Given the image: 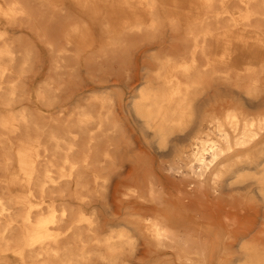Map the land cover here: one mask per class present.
Listing matches in <instances>:
<instances>
[{
  "label": "bare ground",
  "instance_id": "6f19581e",
  "mask_svg": "<svg viewBox=\"0 0 264 264\" xmlns=\"http://www.w3.org/2000/svg\"><path fill=\"white\" fill-rule=\"evenodd\" d=\"M212 1H48L44 10L56 35L54 42L48 43L51 65L56 70L69 65L75 75L91 60L96 26L101 34L106 31L111 35L102 42L118 44L119 50H124L126 35L131 39L145 36L148 41L135 48L139 55L147 48L166 45L165 39L157 41L161 19L170 24L181 21L185 34L173 52L157 61L156 76L165 77L158 85L164 87L148 85L145 92L139 91L134 111L143 137L153 138V143H146L148 149L117 121L110 124L109 113L100 118L82 109L74 126L63 124L60 129H56L58 118L52 114L48 115L50 121L36 122L24 109L0 113V147L5 148L0 150L5 160L0 170L10 173L8 184L21 188L15 202L23 206L13 207L0 196V264L10 263V253L18 256L16 264H94V258L99 261L96 264H115L117 260L130 264L144 249L175 255L184 264H234L223 263L218 257L231 253L234 246L248 257L263 251L259 245L264 241V227H260L259 218H264V211L258 207L264 206V112L250 115L242 108L264 105V89L260 101H240L239 110H197L190 95L199 83L217 79L244 80L245 92H260L258 83L264 81V0H217L215 11ZM28 3L0 0L2 106L10 105L15 95L13 84L6 89L2 83L10 74L8 66L18 58L6 33L18 26H36L32 20L35 9ZM234 4L245 10L234 11ZM193 8L201 14L193 16ZM22 57L28 59L27 50ZM139 57L135 55L134 60ZM129 78L127 75L126 81ZM90 120L98 123L95 131L87 126ZM134 148L139 157L131 156ZM80 151L87 158L82 159L85 165L78 166L70 157ZM92 154L94 157H89ZM59 158L64 164L58 171L53 166ZM93 160L100 167L93 168ZM13 162H17L18 172H11ZM102 168L107 171L100 181L88 171ZM245 175H253L257 181L243 184ZM225 183L229 191L225 195L230 199L235 198L230 191L239 194L245 190L242 210L219 209L227 200ZM255 183L261 195L257 200L248 194ZM34 192L49 197L45 210L38 207L41 200L33 201ZM193 206L197 216L190 219L196 226L190 230L185 218L192 216L187 211ZM220 217L224 223H219ZM235 222L241 226L238 230L232 225ZM126 251L128 259L123 257ZM252 262L249 259L243 264Z\"/></svg>",
  "mask_w": 264,
  "mask_h": 264
},
{
  "label": "rangeland",
  "instance_id": "374dc122",
  "mask_svg": "<svg viewBox=\"0 0 264 264\" xmlns=\"http://www.w3.org/2000/svg\"><path fill=\"white\" fill-rule=\"evenodd\" d=\"M48 1L49 0H43L42 5H40V0H29L28 4L35 9V15L33 16L34 18H32V20L36 21L35 27L18 26L15 30H7L6 37L8 38V44L13 48L18 58H16L12 66H8L10 67V74L5 77L2 86L7 89L13 84L15 87V95L10 105H0V113L15 114L18 110L24 109L29 114L33 115L36 122L50 121L51 118H49L48 115L52 114L51 117L58 118V122L55 121L56 129L62 128L63 124L74 126V120H76L79 113L84 111L82 109H86L91 115L100 118L109 113L110 124L114 120L117 121L116 124L125 127L131 138L138 139L141 146L148 149L146 143L152 142L153 138L151 136L146 139L143 137L141 121L134 111L136 110L135 104L140 101V90L145 92V87L148 85L153 87L159 86L160 80L165 78L164 75L159 78L156 76L158 67L157 61L163 60L165 58L164 55L168 52H173L175 47L181 44L180 38L185 34V25L181 21L174 20L170 24L169 21L161 19L162 23L158 25V31L160 30V32H162L157 36V41L159 42L160 40L162 42L163 39H165L167 41L166 45L162 43L154 48H147L142 51L143 53L141 55L135 51V48H138L139 45L148 41L145 39V36H136L134 39H131L130 36L126 35L124 50H119L118 44H112L109 43V41L105 43L102 42L103 38H109L111 35L106 31L101 34L100 27L96 26L94 27V31H96V33H94V41L89 50V53L92 55L91 60L87 62L86 67L81 68V72H76L75 75V73L73 74L70 70L69 65L63 69L57 70L51 65L52 53L49 50L48 43L54 42L56 35L51 27L52 20H50V16L44 10ZM49 4L51 5V2H49ZM210 4L213 11L218 10L219 2L217 0H213ZM234 7V11L242 12L245 10L239 4H234ZM199 14H201V11L197 8H193L192 15L197 16ZM61 21H64V18H62ZM226 21L227 20H225V22ZM41 22H43L42 25ZM89 22L91 23V21ZM175 22H177V25H174ZM1 40L2 39H0V46L3 44ZM59 43H61V41ZM25 50L29 53L27 60L22 57V53ZM135 55L137 57L140 56L137 61L134 60ZM150 55L153 56L150 57ZM154 57L158 59H154ZM127 75L130 77L128 81H126ZM115 78L121 79L120 82H114ZM243 81L244 80H240L238 83H234L232 81L217 79L214 82H210V84L199 83L197 87L192 88L190 96L195 99L197 110H239L236 106L240 104V101H260L262 95L261 89H264L262 88L264 86V81L260 80L258 83L260 92L256 93L257 91H252L251 93H247L244 91ZM159 87L161 88L164 86L162 84ZM108 98H110L111 101H108ZM242 110H245L250 115H257L264 112V105L259 103L258 105L242 108ZM87 126L91 128V131H95L98 123L94 120H90ZM84 139H86V137ZM134 144L135 143H133V145ZM98 148L102 149L103 147L101 148L98 146L97 149ZM1 149L5 148L0 147V150ZM40 149L43 158H46V156H44L45 152H43L42 148ZM130 154L132 157H139L138 154L140 153L134 148ZM98 156L100 159V154H98ZM89 157H94V155L92 154ZM84 158H87V156L80 151L71 156L70 160H72L75 165L80 166L85 165V161L82 160ZM60 159L61 158H59L53 166L54 168L56 167L55 170L57 169L58 171L60 168L59 166L64 164ZM94 160H96V157ZM4 162V157L0 153V165ZM12 165L11 172H18L17 162H13ZM100 165L101 164L95 161L93 162V168L96 166L100 167ZM41 169L43 170L44 166H42ZM95 170V172L92 170L88 171L99 176L98 180L100 181L103 173L106 172L107 169L102 168L101 170ZM225 176L226 175H223L222 178ZM176 178L178 179L179 177ZM243 178V184L247 182V185L250 182L257 181L256 177L253 175H245ZM1 179H4V181H0V196L12 202L11 204L13 207H23L21 203L15 202L16 197L21 194V188L18 185L7 183V180L10 179V173H5L0 170V180ZM257 185V183L250 185V190L247 188L249 190V197L254 196L255 200L261 197ZM224 186L225 189L223 194L225 195L229 193V191L227 190L226 183ZM243 191L245 190L239 191V194L238 192L230 191V193L234 194L235 198L230 199L231 196L225 195L227 200H223L224 203L219 209H224L225 211H229L231 208L242 210L243 206L241 202L243 200L241 198L246 196ZM32 198L35 202L42 201L38 206L42 211L47 208L46 202L50 200L48 196L42 198L41 194L37 192H34ZM249 200L250 199L247 201ZM252 204H254V202ZM98 206L101 211H104L102 205ZM109 207L110 206H108V208ZM195 207L193 206L192 209L187 211L189 214H192V216L187 215L186 217L188 219L185 218V222L189 226V229L196 226L195 222L190 219L191 217L197 216V214L194 213L197 211ZM258 208L264 211V206ZM55 209V213H58V206L55 207ZM109 209H106L105 212L107 217L111 218L112 214ZM18 211L23 212L20 209H18ZM218 221L219 223H224L225 219H221L220 217ZM259 223L260 227H264V218H259ZM232 225L235 226L234 230H238L239 227H241L236 222L232 223ZM198 226L199 225H197V227ZM234 243L236 244V242ZM259 248L260 250L263 249V251L253 253H258L257 255L259 256L255 255L248 257L240 251L241 249L239 250V248L234 246L231 253H224L218 258L223 263L230 261L234 264H243L244 261L250 259L254 261L252 264H264V241L263 244L259 245ZM144 250L145 251L139 253L137 258L133 260V263L130 264H164V262L167 261H171L173 264H184L180 262L175 255L169 257L163 253L156 254L155 251L149 252L147 249ZM10 256L12 259H9V264H16L17 260H19L18 256L12 253H10ZM123 257L128 259L130 255L126 251ZM93 261L94 264L99 263L95 258ZM115 264L122 263L120 260H117Z\"/></svg>",
  "mask_w": 264,
  "mask_h": 264
}]
</instances>
